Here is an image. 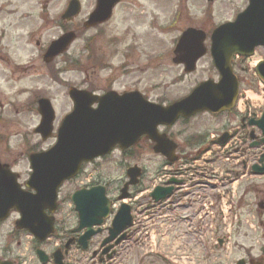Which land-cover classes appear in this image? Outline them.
<instances>
[{
  "label": "rangeland",
  "instance_id": "374dc122",
  "mask_svg": "<svg viewBox=\"0 0 264 264\" xmlns=\"http://www.w3.org/2000/svg\"><path fill=\"white\" fill-rule=\"evenodd\" d=\"M68 1L0 0V35L3 34L0 36V161L9 164L23 184L31 172L29 153L34 149L47 150L56 142V136L44 142L34 132L40 124L39 98L47 97L53 103L55 132L72 111L68 95L71 86L98 94L108 90L118 93L137 90L156 103L160 100L163 105H169L186 97L201 82L219 79L209 54L200 60L197 70L191 74H186L183 66L173 63V50L181 33L189 27L209 32L214 26L234 19L246 8L243 3L242 8L235 9V4L231 5L228 0H185L184 6L178 5L180 0H163L159 4L158 20L155 18L156 4L152 0H125L115 8L110 21L85 29L83 23L94 9V0H81L82 12L76 23L63 26L65 22L61 21V15ZM64 28L76 29L78 37L66 53L46 65L36 43L41 41L44 45L53 41ZM209 44L207 41L206 46ZM260 58L264 59V48L257 49V59ZM255 62L256 59L238 61L234 69L240 81L241 100L248 98L245 102L251 114L260 112L254 106L261 103L251 100L250 94L264 100L253 70ZM238 114L217 118L200 115L188 123L177 124L172 133L180 134L177 141L183 145L190 138L219 133L217 128H223ZM237 126L240 123L234 122L233 127ZM239 132L237 136L241 139ZM178 155L185 159L189 156L188 153ZM130 156L117 151L98 160L85 167L79 180L66 183L60 191L61 208L56 221L71 229L76 226L77 217L70 198L86 176L90 175L95 182L106 183L109 196L119 205L117 199L126 180V170L134 165L146 170L143 185L133 190L139 199L127 201L133 206L136 221L131 239L118 248L113 260L105 264H236L242 258L247 260L248 256L254 260L264 257V234L260 226L264 224V214L258 213L250 202L257 195L259 199L263 198L264 176L248 177L249 180L237 184L239 203L235 212L239 223L232 227V234H228L226 247L215 245L221 235L213 230L207 233L209 221L205 219L200 224L202 233L194 236L196 245L192 246L193 234L189 231L192 228L184 219L189 212L172 210L159 214V206L150 204L148 192L159 183L156 175L164 159L152 149H136ZM18 218L14 213L8 221L0 223L1 260L15 262L21 255L32 258L28 253L26 255V247L33 245L31 240L15 233ZM201 237L206 242L205 248L203 241L198 240ZM95 249L87 252L73 249L68 259L74 264H98V258L93 256Z\"/></svg>",
  "mask_w": 264,
  "mask_h": 264
},
{
  "label": "water",
  "instance_id": "95a60500",
  "mask_svg": "<svg viewBox=\"0 0 264 264\" xmlns=\"http://www.w3.org/2000/svg\"><path fill=\"white\" fill-rule=\"evenodd\" d=\"M118 2L98 0L97 9L85 27H94L109 20L112 8ZM80 11L79 2L72 1L63 19L71 20ZM75 38L74 33H68L53 42L45 54V62L50 63L64 53ZM205 40L203 31H185L175 50L174 63L184 65L186 73L194 72L197 62L206 54ZM257 47L264 48V0H249L247 9L234 22L216 28L211 35V57L220 75L218 83L213 80L203 82L189 96L167 107L147 101L139 92L120 95L110 91L99 97L88 91L71 88L69 95L74 109L62 121L56 145L47 152L30 156L33 173L27 182L28 190L22 189L18 176L10 171L8 165L0 163V221L7 220L12 210L17 211L20 214L17 229L25 230L38 241L44 242L54 233L55 224V218L48 215L47 211L55 213L58 190L64 182L76 177L83 163L109 155L116 146L122 150L129 149L144 135L156 144V154L174 163L177 160L174 154L176 147L165 135L159 134V126H172L181 117L190 119L201 113L221 114L231 111L239 96V80L233 72L232 61L236 55L252 57ZM256 73L264 82V61L257 66ZM39 112L41 122L35 132L46 141L53 136L56 119L51 101L40 100ZM249 125L262 132V138L252 147L264 145V113L259 120H251ZM255 138L252 132L251 139ZM252 170L256 174H264V155L259 165L253 166ZM140 175L138 167L129 169L130 181L122 191L120 200L129 197L128 189L138 184ZM172 192L173 187H157L151 197L159 202ZM72 201L79 217L76 232L86 229L79 243L83 250H87L90 239L101 233V230L94 231L93 227L103 225L104 219L110 214L111 202L106 189L101 186L76 192ZM132 220L131 207L122 204L103 246L117 239L132 225ZM125 237L126 233L115 244H120ZM70 244L71 241L67 249ZM112 248L107 247L102 255L111 258L108 252ZM37 255L43 264L49 259L41 250L37 251ZM53 258L55 264H64L61 250L54 253Z\"/></svg>",
  "mask_w": 264,
  "mask_h": 264
},
{
  "label": "flooded vegetation",
  "instance_id": "af4514ba",
  "mask_svg": "<svg viewBox=\"0 0 264 264\" xmlns=\"http://www.w3.org/2000/svg\"><path fill=\"white\" fill-rule=\"evenodd\" d=\"M124 1H125V0H121V2H120L118 5L122 4ZM152 1L156 4V9H155L156 14H155V18L159 20V4H160L161 1H163V0H152ZM183 1H185V0H180V3H178V5H180V6H184ZM186 1H191V0H186ZM228 1L231 3V5L235 4V9L240 8V7L242 8L243 3L245 2V0H228ZM96 5H97V0H94V1L92 2V6H94V9H95ZM118 5H116V6L114 7V9H113V14H114V12H115V8H117ZM181 14H183V13H181ZM77 19H78V18L74 19L73 22H71V23H68V24L65 23L64 26H65V25L69 26V24H71V25H72V24H75L76 21H77ZM100 26H101V25H100ZM74 30L76 31V29H74ZM66 31H69V30H65V32H66ZM3 33H4V34L6 33V30H5V29H3ZM36 44H37L38 48L40 49V51H39L40 54H43V52L45 51L46 47H44V45L41 43V41L37 42ZM143 96L146 97L144 94H143ZM146 98H147V100H149V101H151V102H154V101L150 100L148 97H146ZM159 104H163L162 101L159 100ZM182 123H184V122H182ZM186 123H188V122H186ZM179 124H181V122H180ZM174 127H175V126H174ZM174 127H166V128L161 127V128H160V131H161L162 133H164V134H167L168 137H169V139H171V140L177 145V149H176V150H177L178 152H183V153L191 152V151L193 150V148H194V145L197 143L195 137L190 138V139L187 141V143L181 145V144L177 141V139H178L177 137H178L180 134L177 133V135H175V134L172 133V132L174 131V130H173ZM134 148H135V150H136V149H137V150H145V149H152V150H153V148H154V144H153L149 139H147L146 137H142V138L138 141V143L135 145ZM135 150H134V152H135ZM134 152H132V156H133ZM0 162H1V161H0ZM160 165H161V164H159V168H160ZM256 194H258V192H257ZM177 199H178V198H177ZM177 199H176V200H177ZM180 199H182V198H180ZM250 202L253 203V204L255 205V207H256L258 213H262V214H264V192H263V198H262V199H259V196L257 195V196H255V198H251V199H250ZM254 220L257 221V218L255 217ZM256 221H255V222H256ZM108 226H109V224H107V225L104 227L103 232H102V235H100V236L98 237L99 240L95 238V239L92 240L91 243H90V246H91V247L94 246V245H96L95 248L99 249V251L96 253V256L98 257V259L100 258V256H98L99 253L103 251L101 246H102V243H103L104 239L106 238L107 230H108V228H109ZM260 226H261V228L263 229V234H264V224H260ZM79 236H80V235H78V234H74V235H72V238H74V239L76 240L75 243L73 244V246H74V245L76 246V245L78 244V243H77V240H78ZM130 236H131V233H130V231H129V232L127 233V239H126L127 241L130 239ZM77 247H78V246H77ZM115 250H116V249H115ZM115 253H116V251H115ZM246 259H247V260H245V259L243 258L244 262H239V261H238V262H236V264H264V261H263V260H264V257H261L259 260H254L252 257L248 256V257H246ZM99 260H100V259H99ZM261 261H263V262H261Z\"/></svg>",
  "mask_w": 264,
  "mask_h": 264
},
{
  "label": "bare ground",
  "instance_id": "6f19581e",
  "mask_svg": "<svg viewBox=\"0 0 264 264\" xmlns=\"http://www.w3.org/2000/svg\"><path fill=\"white\" fill-rule=\"evenodd\" d=\"M249 97H250L252 100H256L257 102L260 101V99H259L258 97H256V96H254V95H251V94H250Z\"/></svg>",
  "mask_w": 264,
  "mask_h": 264
}]
</instances>
